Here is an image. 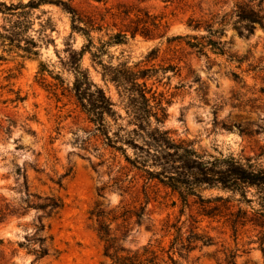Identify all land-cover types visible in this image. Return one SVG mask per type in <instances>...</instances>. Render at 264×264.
Returning a JSON list of instances; mask_svg holds the SVG:
<instances>
[{
    "label": "rangeland",
    "instance_id": "374dc122",
    "mask_svg": "<svg viewBox=\"0 0 264 264\" xmlns=\"http://www.w3.org/2000/svg\"><path fill=\"white\" fill-rule=\"evenodd\" d=\"M60 1L64 5L58 0H0V264H100L104 242L97 228L102 218L120 245L134 249L160 239L168 217L182 221L189 212L186 208L180 216L178 195L156 180L147 181L144 172L126 161L133 155L130 147L121 151L106 144L74 95L72 66L77 61L113 103L114 114L104 116L110 134L121 125L133 128V106L142 99L138 86L131 87L134 95L129 97L123 86L104 81L98 60L139 71L150 104L166 109L162 128L176 142L189 143L203 160L231 156L254 167L264 165V29L255 24L251 33L239 34L231 15L237 1L264 12V0ZM119 4L162 17L165 36L136 34L109 46L100 59L92 60L90 52L79 58L74 52L87 38L72 31L66 8L99 17ZM210 13L225 24L219 37L221 25L213 27L218 32L212 38L223 43L222 51L206 38L198 53L186 44V36H207V30L195 31L187 23L190 17L207 20ZM117 24L108 27L110 32ZM91 37L95 46L107 39L105 30L92 31ZM198 194L227 195L206 185ZM253 195L249 189L247 198ZM48 197L61 207L40 208ZM197 199L188 198L192 212ZM146 202L140 224L133 217L125 231L118 226L120 218L111 221L117 206L139 209ZM254 204L240 205L250 211ZM39 222L48 254L35 260L30 248L37 244L33 238ZM200 228L209 231L213 244H198L188 254V264H222L223 247L237 249V264H264L258 230L245 227L236 244L231 231L216 222L205 219Z\"/></svg>",
    "mask_w": 264,
    "mask_h": 264
},
{
    "label": "trees",
    "instance_id": "16d2710c",
    "mask_svg": "<svg viewBox=\"0 0 264 264\" xmlns=\"http://www.w3.org/2000/svg\"><path fill=\"white\" fill-rule=\"evenodd\" d=\"M58 1L61 5L65 3ZM91 1L106 3L107 0ZM28 4L29 2L26 6ZM66 10L71 15L72 31L79 32L87 38V43L78 52H74L79 58L85 52H90L94 57L92 60L100 59L111 45L125 43L136 34L149 39L161 38L165 36L167 28V23L162 17L126 4H119L114 11L107 10L106 14L101 13L99 17L93 14L85 15L70 6ZM231 15L235 17L232 24L239 34L251 33L255 24L264 29V12L250 4L235 2ZM108 18L112 19V24L106 20ZM117 22H119L117 30L110 32L112 30L108 27H115L118 25ZM217 23L221 25L219 37L225 24L215 22L213 14L210 13V17L203 21L190 17L187 26L195 31L205 27L208 35L186 36L188 40L186 44L200 53L206 47L205 39L207 38V44L222 51L223 43L212 38L218 32L217 28L213 29ZM102 30H105L107 39H100V45L95 46L91 32ZM97 63L101 66L100 74L104 81L113 82L118 87L123 86L124 90L129 92V97L134 95L131 87L138 86L137 95L142 101L139 105L133 106L136 109L132 112L133 117L131 118V121H134L132 122L133 128L127 130L124 125H121L117 132L110 134L104 116L114 114L113 103L103 88L93 82L88 70L81 69L77 61L72 66L75 72L72 89L82 110L91 121L96 122L97 129L101 131L108 146L121 151H125L126 147L133 150L132 157L126 156V161L144 172L147 181L156 180L178 195L182 203L180 216L184 215L186 208L189 210L186 219L182 221L177 218L171 222L168 217L160 228V239L150 240L134 249L120 245L118 239L111 236L110 222L102 218L97 228L100 240L104 242L103 260L100 264H188V254L197 248L198 244L200 246L213 244V237L209 231L200 228V223L205 219L220 224L221 228L229 229L236 244L245 227L258 230L259 246L263 248L264 165L254 167L252 164L242 163L231 156L210 161L203 160L189 143L184 140L176 142L169 132L162 128L166 109L160 103L150 104L149 98L146 97L145 82H138L144 77L139 71H132L123 63H119L116 67L99 60ZM204 185L216 187L226 192L227 195L203 198L198 194V190ZM249 189L253 190L252 198H247ZM191 196L198 198L197 201H193V205L197 204L195 212H192V204L188 200ZM237 196L239 198H236ZM48 201L40 208L49 207L53 210L61 207L59 200L53 197H48ZM243 201L255 204L248 211L240 205ZM146 205L147 202L139 209L125 204L119 205L111 221L120 218L121 223L118 226L127 231L131 218L134 217L136 223H141ZM119 209L122 212L117 214ZM43 229L42 222L35 226V238L33 239L37 241V244L32 243L30 248L35 260L48 254V249L44 244L46 237L40 234ZM214 229L216 228H212ZM164 238L168 239L167 245L163 244ZM223 248L225 257L222 264H237L234 260L237 249Z\"/></svg>",
    "mask_w": 264,
    "mask_h": 264
}]
</instances>
